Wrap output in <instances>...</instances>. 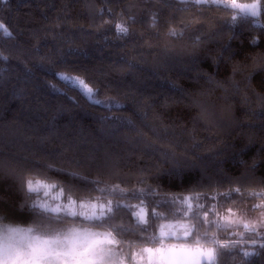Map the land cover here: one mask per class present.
<instances>
[{"label": "trees", "instance_id": "1", "mask_svg": "<svg viewBox=\"0 0 264 264\" xmlns=\"http://www.w3.org/2000/svg\"><path fill=\"white\" fill-rule=\"evenodd\" d=\"M259 3L256 23L194 0H0V23L13 33H0V53L8 57L0 58V158L19 173L0 172V225L32 227L39 235L42 213L61 231L82 227L73 217L32 210L28 179L57 181L74 200L100 195L69 192L68 177L48 165L129 191L157 189L159 199L198 193L207 213L211 206L263 208L264 0ZM61 74L84 79L104 103L70 88ZM174 170L181 178L169 175ZM108 199L140 203L119 191ZM144 203L168 218L179 210L154 208L151 198ZM114 225L123 230L115 249L132 251L153 240L126 208ZM251 264H264V248Z\"/></svg>", "mask_w": 264, "mask_h": 264}, {"label": "snow or ice", "instance_id": "2", "mask_svg": "<svg viewBox=\"0 0 264 264\" xmlns=\"http://www.w3.org/2000/svg\"><path fill=\"white\" fill-rule=\"evenodd\" d=\"M7 2V0H4ZM197 4L204 2V0H195ZM259 0L249 6L251 16L258 15ZM116 30L122 34L128 33V28L123 24H117ZM0 33L4 37H12L13 33L3 24L0 23ZM0 58L7 60V56L0 53ZM61 79L67 85L78 90L85 98L95 104L104 103L96 99L99 90L90 86L84 79L79 76H72L70 74H61ZM49 170H53L61 175L68 177L69 192L75 191H95L100 195L80 197L78 200L72 199L71 196L66 197L67 203L59 206L60 209L67 214L68 217H73V223L79 222L82 227H72L66 231H61L57 227L56 221L52 217H43L41 213V220L37 227L41 234L34 235V229L29 228H14V227H0V264H117L118 258L112 250V245L115 244L116 235L122 234L123 230L118 229L114 225L116 213L120 209L126 208L131 216L135 218L137 226H143L142 230L148 232L151 227L149 223V208L144 203L146 198H151L153 207L161 206H176L186 205L183 210H177L176 214L171 218L176 223L165 224L161 226V236L167 235L169 240L182 239L183 235H189V228H194L195 225L191 223L196 218L197 213L193 211V201H196L197 209H204L203 215L206 217L208 209L204 207L201 202V195L196 193L191 196L184 195H165L163 199H159L160 192L157 189H120L119 185H108L99 179H92L88 176L82 175L78 171H68L62 168H54L53 165H48ZM0 172L7 173L12 176H19L15 166L10 160L0 158ZM170 176L181 178L179 171L169 172ZM29 192H36L40 187L50 188L56 187L57 181L41 182L37 181L35 184L33 180L26 181ZM104 185L101 187V185ZM119 191L122 196L131 199H137L139 204L122 203L120 200L113 204L109 196ZM239 191V189H235ZM227 195V194H225ZM216 197L213 196L214 200ZM203 200H207V196H203ZM103 200V202H101ZM32 210L37 207L46 212L56 213L57 207H50L42 203L40 205L33 204ZM214 211V206H211ZM79 209V211L77 210ZM191 214V215H189ZM158 215H153V219H159ZM86 225V226H84ZM217 227H226V225H216ZM247 231L257 233V226L244 225ZM92 228H103V232L91 231ZM264 240V237H261ZM153 243H160V247L146 248L149 254L158 253L152 264H215L218 256V250L214 247L205 248L200 244L189 245L187 243H169L167 247L162 241L152 240ZM253 245L257 241H252ZM213 244H219L221 248L236 247L233 243H220L213 240ZM261 248H264V243H260ZM244 256L249 257L255 255V252L244 251Z\"/></svg>", "mask_w": 264, "mask_h": 264}, {"label": "flooded vegetation", "instance_id": "3", "mask_svg": "<svg viewBox=\"0 0 264 264\" xmlns=\"http://www.w3.org/2000/svg\"><path fill=\"white\" fill-rule=\"evenodd\" d=\"M150 212V211H149ZM258 214L264 215V208L262 209H252L248 211H233V210H223L221 212L211 211L207 213V216L196 217L191 221L194 228H189V235H183L181 233L182 239L169 240L167 235L161 236V226L170 223H176L172 218H168L163 214H159L156 211L153 213L150 212L149 223L152 230L153 240L162 241L165 247L169 243H187L189 245L200 244L205 248L216 247L218 250V256L216 258L215 264L219 263L220 258L223 259V264H228L231 261V264H251L256 258H259L261 255L260 243H264V240H261V237H264V223L256 224L258 220ZM153 215H158L159 219H153ZM243 217L246 220L249 219L248 225L255 224L257 226V233L247 231L244 227L245 221L243 224L240 223V220L236 219ZM222 219H224L222 221ZM252 221L256 223H252ZM226 225V227H217L216 225ZM213 240L219 241L220 243H228L229 245L235 243L236 247L221 248L219 244L214 245ZM255 240L257 243L253 245L252 241ZM152 240L144 241L142 243V248H137L142 251V254L139 256V250L134 249L131 252L133 256L137 258L138 264H152V259L155 258L158 253L149 254L145 251L146 248H156L160 247V243H153ZM144 250V252H143ZM244 251L255 252V255L245 257ZM152 257V259H150ZM131 258V261L133 259ZM230 264V263H229Z\"/></svg>", "mask_w": 264, "mask_h": 264}, {"label": "rangeland", "instance_id": "4", "mask_svg": "<svg viewBox=\"0 0 264 264\" xmlns=\"http://www.w3.org/2000/svg\"><path fill=\"white\" fill-rule=\"evenodd\" d=\"M202 3H213V4L223 5V6L232 8L233 10L236 11V13L238 15L250 16V17L255 19L256 23H259V17H260V13H261L260 3H259V7H258V15L257 16H251L250 12H249V6L254 4V3H257V1L253 2V3H244V2H241L240 0H204V2H202ZM33 183L35 184L36 182L33 181ZM30 193L32 194V196L34 198L33 204L40 205L42 203H45V204L49 205L50 207H57L58 211L56 213H52V214L67 216V214L63 211V209L59 208L60 205L67 203L66 197H68V196H66V194L64 193V191L61 188H59L57 186L56 187H50V188L40 187L38 191L30 192ZM192 203H193V211L194 212L203 210V209H197V207H196L197 202L196 201H193ZM113 204L115 205V203H113ZM178 206H179V210H183V208H186V205H178ZM37 208H39V207H37ZM259 209H262V208H259ZM41 210H43V209H41ZM77 210L79 211L78 208H77ZM49 213H51V212H49ZM189 215H191V214H189ZM260 217H262V216H259V214H258V218H256V220H262V218L259 219ZM263 218H264V215H263ZM3 226L14 227V228H29V227H19V226H14V225H0V227H3ZM69 228H72V227H66L65 229H62V231H66ZM76 228H80V227H76ZM34 231H35V229H34ZM91 231H95V230H91ZM33 234L37 235L35 233H33ZM39 234H41V232ZM116 246L112 245L111 247H112V250L115 252V254L118 258L117 264H138L137 258L134 256L132 258L131 252L129 250H123L122 251L121 247H117L116 248L117 250H116L115 249ZM137 250H139V249H137ZM138 252H139L138 254L140 256L142 254V251L139 250ZM143 252H144V250H143ZM131 258L133 259V261H131Z\"/></svg>", "mask_w": 264, "mask_h": 264}, {"label": "water", "instance_id": "5", "mask_svg": "<svg viewBox=\"0 0 264 264\" xmlns=\"http://www.w3.org/2000/svg\"><path fill=\"white\" fill-rule=\"evenodd\" d=\"M260 216H262V217H260L259 219H261V218H262V220H258V221H257V223H256V222H254V221H252V223H256V224H258V225H259V224H262V223H264V218H263V215H260ZM238 217H239V216H238ZM236 219H237V220L239 219L241 224H243V223H244V221H245V224H249V223H248V221L250 222V220H249V219H247V220H246V219H245V218H243V217H242V218H241V217H239V218H236ZM223 220H224V219H222V221H223Z\"/></svg>", "mask_w": 264, "mask_h": 264}, {"label": "clouds", "instance_id": "6", "mask_svg": "<svg viewBox=\"0 0 264 264\" xmlns=\"http://www.w3.org/2000/svg\"><path fill=\"white\" fill-rule=\"evenodd\" d=\"M3 227L7 228V226H3Z\"/></svg>", "mask_w": 264, "mask_h": 264}]
</instances>
